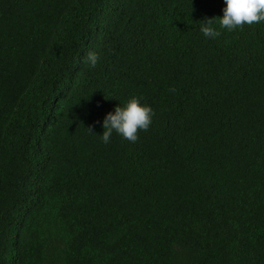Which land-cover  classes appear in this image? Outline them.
I'll return each instance as SVG.
<instances>
[{"label":"trees","instance_id":"16d2710c","mask_svg":"<svg viewBox=\"0 0 264 264\" xmlns=\"http://www.w3.org/2000/svg\"><path fill=\"white\" fill-rule=\"evenodd\" d=\"M223 7L0 0V264H264V23ZM133 96L149 130L104 144Z\"/></svg>","mask_w":264,"mask_h":264},{"label":"clouds","instance_id":"9594fccd","mask_svg":"<svg viewBox=\"0 0 264 264\" xmlns=\"http://www.w3.org/2000/svg\"><path fill=\"white\" fill-rule=\"evenodd\" d=\"M223 15L219 17V29L234 31L244 25L264 23V0H224ZM212 19L202 20L200 32L205 38L216 39L221 35L219 29L211 26ZM101 57L90 51L85 57V63L90 68H96ZM140 97L133 96L119 103L114 111L108 112L102 122L104 129L100 139L104 144L110 143L113 133L130 143L139 139L140 131L147 132L153 123L155 115L151 105L142 103ZM92 131L91 128H89ZM93 132V131H92Z\"/></svg>","mask_w":264,"mask_h":264}]
</instances>
